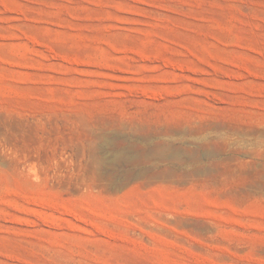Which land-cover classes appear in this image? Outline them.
<instances>
[{
	"label": "rangeland",
	"instance_id": "obj_1",
	"mask_svg": "<svg viewBox=\"0 0 264 264\" xmlns=\"http://www.w3.org/2000/svg\"><path fill=\"white\" fill-rule=\"evenodd\" d=\"M0 264H264V0H0Z\"/></svg>",
	"mask_w": 264,
	"mask_h": 264
}]
</instances>
